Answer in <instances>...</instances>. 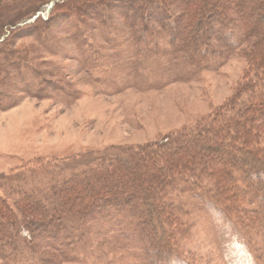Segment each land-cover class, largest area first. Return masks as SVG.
<instances>
[{
  "label": "trees",
  "instance_id": "trees-1",
  "mask_svg": "<svg viewBox=\"0 0 264 264\" xmlns=\"http://www.w3.org/2000/svg\"><path fill=\"white\" fill-rule=\"evenodd\" d=\"M67 2L51 1L30 18L4 28L0 49L16 74L15 83L0 76V111L13 107L21 93L32 94L34 81L62 91L42 71H32L28 80L24 60L15 61V50L6 48L15 33L35 36L40 25L66 29L84 53L92 51L86 36L91 29L101 42L111 40L114 13L128 24L138 44L166 42L191 68L212 57H228L252 42L245 56L256 78L198 128L155 145L124 148L122 156L45 188L16 189L13 207L0 198V257L10 264H28L23 255L39 252L42 243L67 259L68 247L79 240L86 224L99 221L133 226L145 264H196L182 251L192 229L187 211L173 200L178 188L197 194L223 222L236 221L243 229L249 203L264 214V0H70L63 13L57 11ZM217 155L231 160L213 166ZM206 179L217 186L212 195L200 190Z\"/></svg>",
  "mask_w": 264,
  "mask_h": 264
},
{
  "label": "rangeland",
  "instance_id": "rangeland-1",
  "mask_svg": "<svg viewBox=\"0 0 264 264\" xmlns=\"http://www.w3.org/2000/svg\"><path fill=\"white\" fill-rule=\"evenodd\" d=\"M51 1L62 0H0V35ZM69 2L56 10L63 13ZM112 19L109 42H101L96 30L86 33L92 51L82 53L66 29L48 25H40L35 36L16 31L13 44L6 46L15 50V61L24 60L28 80L42 71L62 89L34 81L32 94L21 93L13 107L0 111V198L11 207L18 199L12 193L16 189L45 188L122 156L124 148L155 145L204 125L256 78L245 56L252 42L228 57H212L191 68L166 42L138 44L127 23L115 13ZM6 61L0 49V76L15 83L16 72ZM229 159L217 155L213 166ZM202 185L200 190L211 195L217 188L207 179ZM173 195L187 211L192 229L182 251L196 264H264V214L257 205L244 207L243 229L236 221L223 222L195 193L180 187ZM84 230L68 247L67 259L42 243L39 252L18 255L28 264H145L130 224L90 221ZM0 264L10 262L0 257Z\"/></svg>",
  "mask_w": 264,
  "mask_h": 264
}]
</instances>
